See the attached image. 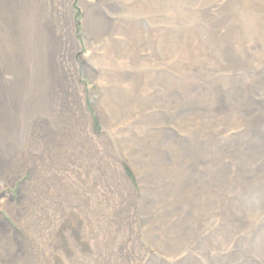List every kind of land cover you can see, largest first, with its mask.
<instances>
[{
	"label": "rangeland",
	"instance_id": "obj_1",
	"mask_svg": "<svg viewBox=\"0 0 264 264\" xmlns=\"http://www.w3.org/2000/svg\"><path fill=\"white\" fill-rule=\"evenodd\" d=\"M201 1L24 0L25 87L0 162L4 238L18 237L23 264H264V27L245 19L202 24L215 0ZM49 40L59 43L54 61L75 107L81 152L95 156L107 146V166L124 177L132 201L126 208L128 196H105L107 187L91 183L95 167L85 173L60 160L62 183L88 185L93 196L50 220L49 233L42 229L50 244L35 250L15 214L25 215L20 201L43 155L39 124L57 131L63 123L60 94L51 100L40 75L55 55ZM5 73L0 67V79ZM81 211L94 216L89 226ZM0 264L12 262L0 252Z\"/></svg>",
	"mask_w": 264,
	"mask_h": 264
},
{
	"label": "bare ground",
	"instance_id": "obj_2",
	"mask_svg": "<svg viewBox=\"0 0 264 264\" xmlns=\"http://www.w3.org/2000/svg\"><path fill=\"white\" fill-rule=\"evenodd\" d=\"M70 1L72 2V0ZM23 2L24 0H0V27L3 29L0 31V67L5 70V75L8 76L7 80L4 79V77L0 79V162L3 160L2 157L4 154L10 153L9 138L11 130V115L14 111L16 99L19 96V92L23 85L22 83L25 75L23 52L24 45L22 44L23 40H21L23 33L22 21L26 10V5ZM198 3L199 6L204 7V1L198 0ZM47 4L48 6H50L51 0H47ZM211 7L213 8L209 9V11H204V13L208 15L204 17V14H202L201 20H198L202 24L207 23L208 25H210L211 23H214L219 24L220 27L226 28L228 26L233 27L234 25H238V19H245V21L249 22L252 27H264L262 20L264 17V0H215ZM241 12L246 14V16L238 17ZM61 13L63 17L66 16L64 10ZM68 14V17L71 18L72 15L70 5L68 7ZM253 32H255L254 29ZM49 44L54 45L53 50L51 52L55 55L53 56V59L51 58L48 61V64H46V66L48 67V71H46L45 69L46 66L45 68L43 66V71L40 75L42 76L43 74L42 78L45 77V84L47 85V88H49L48 94L50 95L51 100L53 99V91L56 90V92L60 94L59 103L57 105L59 115L58 120H61L60 122L63 123L57 131L50 128V126L46 122L47 120L45 122L41 121V123L39 124L40 128H37L38 132L35 133L36 135L39 134L40 137H42V139H40L39 141V145L41 150H43V155L41 154V156L35 161L38 162L35 163V166L38 167L34 171L36 173L35 179L33 181L34 183L31 184L32 186L29 185L25 188L27 198L26 200L23 199L22 201H20L21 207L25 209V215L22 216L21 214H19V212H16L15 214L17 221L21 222V225H25L23 227L27 229V235L30 237L31 243L33 244L35 250H37L38 245H40L41 243L44 246H49L50 242L45 241L44 238H42V229L44 230V233H49V231L45 232V230H47L46 228L51 223L50 220H56L59 214L65 211L72 213L74 211V205L77 210L79 208L84 209V206L88 202L89 196H93V194L91 193V189L88 185L85 187L81 186V188L83 187L85 189L84 191L81 190L78 185L75 186L74 183L67 185L62 183L61 179L62 174L64 173H61L59 171L61 169H65L62 168L65 165L60 160H70L71 162H79V164H82L84 166L85 173L86 171L94 170L95 167L96 170L94 172L97 174V177L91 178V183L107 187V189H105L107 192L105 196L110 194L111 190H113V192L117 194V198L119 200H123V195L128 196L127 200H123L125 201L126 208H129L132 201V198L129 196L131 195V191L126 184L124 177L120 175L119 172H117L116 170L114 171L112 168L110 169L107 166L109 161L111 163L114 162L110 158L113 157V154L111 155L109 150H105L107 146L104 148L103 145H100L101 152L94 148L96 149L95 156L92 152H87L86 155L81 152L83 142L80 141V139L78 138V135L80 133H78V128L76 129L75 126V122L77 121L75 119L76 114L74 113L75 107L71 108L70 106V102H72V100L69 101L67 97V92L65 91L67 88L66 84L64 83L61 77V73L57 67V63L54 61V58L57 55V51L59 49V43L54 40H49L48 45ZM33 106L35 107V104H33ZM34 107L33 109H35ZM82 111L83 109H81L80 111L83 117L84 111ZM87 155L90 156V159ZM93 158H99L97 159V161L99 160V162H101L104 167L98 165L96 166L95 162L93 161ZM113 168L116 169V166L114 165ZM101 177H103V179ZM57 178L60 179L61 185V187L58 188L55 186V181ZM74 189L77 194L76 196L73 192ZM55 193H58L59 195L57 194L54 196ZM119 200H116V202H118ZM83 211H81V213H83L82 217H85L87 221V226H89L90 221L95 218L89 212ZM41 212L43 213L41 216L42 218H44L45 227L42 226V228H39V217H41L39 216V213ZM0 221V252L2 254V257L12 262V264H23L22 260L18 259L19 254L23 252L19 248L20 244L18 241V237H8L5 239L4 235L8 233V226L1 219ZM110 238L114 239V236L110 235L109 239L107 241L105 240L106 243H103L102 246L103 252H105L110 247V245L113 244ZM126 241L127 236L121 239L119 249H123L125 247L124 244ZM147 251L150 250L147 249ZM106 255L111 257V261L114 262L117 253L115 251L112 253L111 250H108Z\"/></svg>",
	"mask_w": 264,
	"mask_h": 264
}]
</instances>
